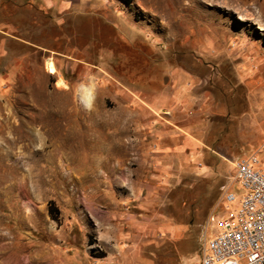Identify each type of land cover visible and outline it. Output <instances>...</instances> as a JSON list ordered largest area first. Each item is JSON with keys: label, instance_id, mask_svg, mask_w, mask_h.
I'll return each instance as SVG.
<instances>
[{"label": "rangeland", "instance_id": "obj_1", "mask_svg": "<svg viewBox=\"0 0 264 264\" xmlns=\"http://www.w3.org/2000/svg\"><path fill=\"white\" fill-rule=\"evenodd\" d=\"M263 142L264 0H0V264H199Z\"/></svg>", "mask_w": 264, "mask_h": 264}, {"label": "built area", "instance_id": "obj_2", "mask_svg": "<svg viewBox=\"0 0 264 264\" xmlns=\"http://www.w3.org/2000/svg\"><path fill=\"white\" fill-rule=\"evenodd\" d=\"M233 183L223 194L225 209L212 219L199 264H264V142L233 163Z\"/></svg>", "mask_w": 264, "mask_h": 264}, {"label": "bare ground", "instance_id": "obj_3", "mask_svg": "<svg viewBox=\"0 0 264 264\" xmlns=\"http://www.w3.org/2000/svg\"><path fill=\"white\" fill-rule=\"evenodd\" d=\"M47 68L54 69V65L51 59L47 60ZM79 99L84 104V106L90 108L92 105V92L90 88H81L79 91Z\"/></svg>", "mask_w": 264, "mask_h": 264}, {"label": "crops", "instance_id": "obj_4", "mask_svg": "<svg viewBox=\"0 0 264 264\" xmlns=\"http://www.w3.org/2000/svg\"><path fill=\"white\" fill-rule=\"evenodd\" d=\"M99 264H105V263L99 262Z\"/></svg>", "mask_w": 264, "mask_h": 264}]
</instances>
